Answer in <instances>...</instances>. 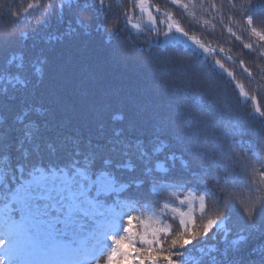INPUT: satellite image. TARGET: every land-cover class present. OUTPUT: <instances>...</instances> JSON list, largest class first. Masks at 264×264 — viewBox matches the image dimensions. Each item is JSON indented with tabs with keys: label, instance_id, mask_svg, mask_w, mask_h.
Wrapping results in <instances>:
<instances>
[{
	"label": "snow or ice",
	"instance_id": "1",
	"mask_svg": "<svg viewBox=\"0 0 264 264\" xmlns=\"http://www.w3.org/2000/svg\"><path fill=\"white\" fill-rule=\"evenodd\" d=\"M170 3L202 10L206 26L219 16L256 65L250 84L264 88V0ZM152 9L161 12L149 0H0L5 46L24 25L38 33L55 21L65 30L46 43L104 33L117 42L107 55L128 64L135 30L155 34L156 53L124 98L84 70L49 74L42 49L0 66V264H264V134L246 139L251 112L234 115L240 98L261 122L264 108L217 49Z\"/></svg>",
	"mask_w": 264,
	"mask_h": 264
},
{
	"label": "trees",
	"instance_id": "2",
	"mask_svg": "<svg viewBox=\"0 0 264 264\" xmlns=\"http://www.w3.org/2000/svg\"><path fill=\"white\" fill-rule=\"evenodd\" d=\"M151 4L160 7L161 12L156 15L157 20L165 19L162 15L164 12H172L173 20L181 25L188 34L201 39L211 47L217 49L215 58L221 59L222 63L229 71H233L236 82L245 85L246 90L252 89L253 94L257 95V103L264 108V88H257L255 84H250V80L256 76L254 71L256 65L248 60L247 55L244 53L247 50L242 49L240 41H236L235 37L229 35L225 25L219 23V16L214 22H210L207 26L204 25V20H211V17L204 14L203 11L192 13L191 8L188 12H185L183 8L172 5L170 0H149ZM36 0H16L17 6L27 7L28 3H35ZM115 2V0H113ZM120 3H127L128 0H119ZM198 2V0H193ZM182 3H188V0H182ZM33 13L32 15H35ZM139 19V12H136L134 20ZM24 28L28 31L18 33V38L11 41L7 46L0 41V66L13 55H27L30 59H35V53L39 50H44L49 53V68L48 73L51 74L56 71L60 65H68L76 68L77 70H84L95 75L98 86L103 91H108L117 94L119 97L124 98L128 96H135L138 88L142 83L141 77L145 73L143 65L140 63L149 54L155 55L153 51L152 40L149 39L151 35L153 39L155 34H143L133 31V42L140 45L139 50H134L132 55L136 57V60L130 61L128 64H122L113 60L107 55L109 50L116 45V41L113 38L108 37L104 33H95L91 35H73L71 37H65L63 42H45L48 35L62 32L65 30L64 25L57 24L53 21L50 28L46 30H40L38 33L30 31L32 25H24ZM130 27V26H129ZM157 27H164L158 25ZM144 28V25L141 27ZM236 31V29H233ZM239 34V32H237ZM163 40V37H160ZM111 40V42H109ZM183 43V42H182ZM184 44V43H183ZM189 46V45H188ZM167 47V45H165ZM191 47V46H189ZM223 48V53H219V49ZM50 50V51H49ZM231 57V59H228ZM241 60L245 61L244 67L248 68V72L244 71V67H241ZM219 71V69H217ZM252 73V76H249ZM224 79L222 83L225 86V90H229L228 78L225 74H222ZM236 93L233 96V102H235ZM114 107H121L120 104L114 105ZM238 111H234V115H240L244 112H251V116L243 120L245 128L248 130L249 135L246 139H254L255 134L258 132L264 134V122H261L260 118L255 112L251 111L252 102L244 101L240 98V103L237 106ZM177 196L183 198L185 194L182 189H175ZM127 214L138 215L140 209L136 206V211L132 212L131 209L126 210ZM197 215H199L197 213ZM213 215L211 209L205 214V216ZM199 223V221H198ZM103 264V257L101 256Z\"/></svg>",
	"mask_w": 264,
	"mask_h": 264
},
{
	"label": "rangeland",
	"instance_id": "3",
	"mask_svg": "<svg viewBox=\"0 0 264 264\" xmlns=\"http://www.w3.org/2000/svg\"><path fill=\"white\" fill-rule=\"evenodd\" d=\"M150 2V1H149ZM152 11H153V15H158V13H156L155 12V9H152ZM134 23H139L140 25H141V27L143 26V25H145L146 24V18H140V13H139V19L138 20H134L133 21ZM159 24H157V26H158ZM174 35H178V34H175V33H173ZM189 36H191V35H189ZM181 42H183L184 44H187V45H189V46H191L190 45V42L189 41H187L185 38H183V37H181ZM203 43H205L204 41H202ZM206 45H208L207 43H205Z\"/></svg>",
	"mask_w": 264,
	"mask_h": 264
}]
</instances>
